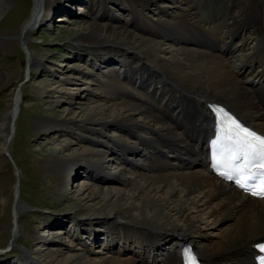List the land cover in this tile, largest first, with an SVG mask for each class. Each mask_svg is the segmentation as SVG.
<instances>
[{"label":"bare ground","instance_id":"bare-ground-1","mask_svg":"<svg viewBox=\"0 0 264 264\" xmlns=\"http://www.w3.org/2000/svg\"><path fill=\"white\" fill-rule=\"evenodd\" d=\"M67 1L33 0L16 38L24 42L30 29L42 21L43 11L52 13ZM126 1L140 32L133 51L120 44L110 46L103 30L107 27L106 34L115 35V28L107 24L91 21L86 24L89 32L76 38L86 51L99 49L109 57L99 81L108 88L106 98L68 99L63 119L36 120L43 130L61 135L56 149L38 162L52 192L58 196L81 173L88 182L80 186V197L72 200L70 221L58 215L57 222L32 230L33 240H39L35 251L41 252L22 260L25 264H181V246L189 244L204 264H253L252 244L264 239V197L242 192L207 168L206 143L214 129L206 103L225 105L264 134L260 4L172 0L173 9L154 12L147 5L152 0ZM97 4L101 10L106 3ZM8 5V0H0V14ZM240 35L242 43L235 44ZM165 42L170 46L162 48ZM28 61L30 67L44 66L52 73L34 53ZM61 81L51 88L56 93L63 88ZM54 96H48V107L60 101ZM18 103L19 98L0 120V160L8 159L5 151L14 137ZM114 163L118 175L109 172ZM21 206L18 201L13 206L12 241L23 232L18 226ZM77 232L97 248H90ZM61 234L69 236L68 244L59 242ZM50 235L54 238L48 242Z\"/></svg>","mask_w":264,"mask_h":264},{"label":"rangeland","instance_id":"rangeland-1","mask_svg":"<svg viewBox=\"0 0 264 264\" xmlns=\"http://www.w3.org/2000/svg\"><path fill=\"white\" fill-rule=\"evenodd\" d=\"M56 1L59 0H51L52 3ZM98 1L68 0L62 3L63 8H52V13L43 11L42 21L30 29L24 42L16 37L31 12L33 0H8L9 5L0 14V120L14 109L17 98L20 104V113L14 125V137L5 151L8 159L4 156L0 160V264H25L22 260L25 256L30 257L34 253L39 255L41 250L37 253L35 251L39 240H33L32 230L45 222H57L58 215H62L67 222L70 221L69 207L72 200L80 197V186L88 182L87 175L81 173L58 196L52 192V184L49 178L39 172L38 162L56 149L55 141L61 135L56 138L51 131L40 128L36 120L63 119L67 115L63 110L68 99L87 101L90 97L101 101L106 98L108 88L99 81L102 80L101 71L105 70L104 65L109 57L99 52V49L86 51L83 44L76 40L80 35L89 32L86 29L87 23L93 21L114 27L115 35L106 34L107 27L103 30V38L111 43L110 46L120 44L126 48L124 50L131 52L138 44L137 36L140 32L136 29L131 5L126 0H104L106 4L100 10ZM171 1L152 0L147 5L154 12L166 11L173 9ZM257 1L260 4L258 17L263 23L264 0ZM164 5L167 6L163 7ZM240 36V39H234L235 44L242 43L243 35ZM165 43L162 48L170 46ZM31 53L42 58L52 73L44 69V66L30 67L28 60ZM99 65L102 66L101 69ZM59 79L62 80L63 88L56 93V89L51 88ZM86 81L89 83L85 88L79 89ZM48 96H54L55 100L60 101L48 107ZM74 111L75 108L71 109L69 116ZM103 131L106 135L109 134L105 128ZM72 141L74 139H70V143ZM116 165L114 163L110 166V174H119L114 167ZM176 169L179 170L178 167ZM17 201L22 205L18 226L22 227L23 232L19 234L17 241H12L11 232L16 225L13 206ZM205 231L209 233L210 230ZM215 231L213 229L212 232ZM82 232L86 233V229ZM82 232H77L76 235L82 236L81 240L86 241L90 248L94 247ZM49 237L48 242L54 238L52 235ZM68 238V235L61 234L58 240L62 244H68ZM73 243L74 247H78L80 240H74ZM121 248L125 254H130L127 247Z\"/></svg>","mask_w":264,"mask_h":264},{"label":"snow or ice","instance_id":"snow-or-ice-1","mask_svg":"<svg viewBox=\"0 0 264 264\" xmlns=\"http://www.w3.org/2000/svg\"><path fill=\"white\" fill-rule=\"evenodd\" d=\"M219 111L223 113V109ZM217 123L214 158L225 169L220 174L245 190L254 185L252 194L264 196V136L242 127L226 113ZM259 247L264 251V245Z\"/></svg>","mask_w":264,"mask_h":264}]
</instances>
